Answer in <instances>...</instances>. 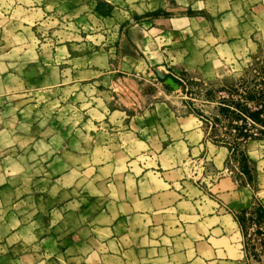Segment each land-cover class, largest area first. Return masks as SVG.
Here are the masks:
<instances>
[{
  "label": "crops",
  "instance_id": "obj_1",
  "mask_svg": "<svg viewBox=\"0 0 264 264\" xmlns=\"http://www.w3.org/2000/svg\"><path fill=\"white\" fill-rule=\"evenodd\" d=\"M82 2L98 17L92 21L87 11V32L79 37L78 31L70 34L78 41L56 40L46 67L41 51L35 49V57L29 60L26 47L27 16L38 14L43 1L30 0L32 6L28 0L9 3L12 14L4 22L16 23L19 31L13 34L23 40L10 43L0 53V131L26 140L33 123L25 111V91L34 90L40 105L37 98L45 90L53 89L57 100L56 94L68 89L69 95L59 96L57 104L66 98L78 100L75 105L81 110L63 113L57 109L53 116L87 121V194L71 193L73 183H64L62 174L45 178L35 173L27 178L12 173L14 166L25 168L29 156L35 165H44V145L38 144L44 132L36 131L35 142L0 143V199L6 192L9 201L0 215V264L62 261L58 249L85 245L82 232H87V246L96 247L93 263L127 264L125 257L130 253L133 264H235L232 251L221 254V233H228L226 243L234 250L239 236L236 214L247 217L255 207L264 210V137L238 143L242 149L233 153L238 144L213 140L199 115L189 112L160 80H151L156 70L176 66L196 80L209 81L236 58L264 57V0ZM80 6L76 3V8ZM107 18L115 19V32L109 33ZM63 66L69 79L60 78ZM146 77L153 86L140 92V80ZM53 129L67 133L66 126ZM62 148L82 150L68 144ZM231 153L238 156V168L227 163ZM200 156H206L207 173L220 174L209 187L195 184L184 165ZM59 158L54 154L50 163ZM44 181L57 186V201L62 193L67 194L63 201H80L75 215L69 209L65 212L73 218V226H66L64 239L66 233L56 234L59 228L52 222L49 234L37 235L30 244L23 233L27 227L38 233L40 225L37 218L29 221L26 209H16L15 204L39 199L36 192ZM30 247L35 250L28 253Z\"/></svg>",
  "mask_w": 264,
  "mask_h": 264
},
{
  "label": "rangeland",
  "instance_id": "obj_2",
  "mask_svg": "<svg viewBox=\"0 0 264 264\" xmlns=\"http://www.w3.org/2000/svg\"><path fill=\"white\" fill-rule=\"evenodd\" d=\"M42 1L43 9H40L38 14L31 13L30 16H27L29 27L27 28L28 40L26 47L28 48L27 58L29 60L35 57V49L40 50L41 54L39 57L43 58L46 67L49 66V61L53 57L51 49L57 45L55 42L56 40L67 42V40L70 39L71 42L78 41L77 38H71L74 35L70 36V34L78 31L79 37L82 32H87V21H90V19L95 21V17L98 16L94 15L93 17L91 8H85L82 2L83 0ZM9 3L10 0H0V53L3 52V47H6L10 43H19V41L23 40L21 37H18V33L13 34L19 31L14 27L16 23L10 25V22L8 24L4 22V20L12 14L10 12L12 9L9 8L11 3ZM28 3L27 5L32 6L30 0H28ZM76 3L81 6L76 8ZM41 11L43 12V16H41ZM87 11L92 13L90 19L87 18ZM17 14L18 12H15L13 15ZM83 15L86 16V19L83 18ZM37 17H40L36 19L38 22L35 20ZM74 19L79 20L74 22ZM107 19L106 27L110 28L109 33L115 32V30H113L115 19ZM26 36L27 35H25V37ZM127 46L131 48L130 45ZM58 53L62 55L61 51ZM124 53L130 55L128 51ZM230 65H228L226 71L219 73L217 78L209 81L206 80L202 82L196 80L185 70L176 66L168 67L166 70H156L155 78L151 81L158 83L160 80L174 98L182 100L189 107V112L199 115L209 127V136L213 140L220 139L228 145H233L234 143L238 144L250 138L264 137V124L261 121L252 120L248 114L249 111L262 107L264 102L262 100L264 98V57L251 56L246 59L236 58L231 61ZM150 68L153 70V66H150ZM48 70L49 79L47 78V80L49 82L51 81L52 72L50 68ZM64 70L63 66L62 71ZM62 71L59 74L60 78L69 79L70 76L67 70L66 72L64 71L65 74ZM179 75L185 79V83L177 78ZM166 77H171L173 79L175 84L173 86L175 88L170 87L172 84L165 80ZM146 81H150V79L148 77L144 79L141 78V84H139L141 87H139L140 92L151 91L153 85ZM25 92L27 93L25 97L28 98V107L25 111L28 114L29 122L33 123L31 125L32 129L28 130V137L26 140L23 139V137H11L6 133L2 134L0 131V143L17 144L25 141L27 143L35 142L33 137L36 135V131L40 133L42 131L44 132L43 139L41 141L38 140V144L44 145V165H35L34 159L29 156L27 162H25L27 163L25 168L14 166L11 169L12 173H18L21 177L26 176L27 178L33 177L32 175L35 173L45 178L62 174L65 177L64 183H73V187L69 188L71 193L78 192L80 194H87V121L75 119L69 121L68 118L60 120L62 118L58 119L56 118L57 116H53L57 109H60L58 111L63 113L74 111L75 109L76 111H78V109L81 110L80 106L75 105L78 103V100L74 101L73 99L69 100V98H66V101L61 100L60 104H57L59 96L62 98L67 97L66 95L69 93V90L65 89L62 94H56L57 100H54L55 92L53 89L49 88V90H45L43 93L39 94V98L37 99L41 104L38 105L35 99L37 94L34 90H27ZM263 116L264 110L260 113L259 117L262 118ZM53 117H55L56 120L52 121ZM247 119L251 122L250 124L246 122ZM35 121H40L37 126H35ZM58 125L66 126L68 134L62 132L58 134V132L53 129L58 128ZM255 129H257L258 132L255 131ZM67 144L72 146V148H82V150L72 151L68 148L62 150V147ZM238 145L233 148V153H238L237 149H242L240 147L241 144ZM57 148L61 150L58 153L56 150ZM53 150H55L54 153L51 152ZM54 154L60 155V158L52 165L50 161ZM232 155L231 153L227 163H233L238 168V162L236 161L238 156L234 158ZM65 163H72L77 165V167L64 169L63 165ZM184 165L186 166L188 177L192 179L193 167H190L189 161L185 162ZM184 174L186 175V173ZM49 183V181H44L38 185V188L41 189L36 192L38 193L39 199L35 201L30 200L29 202L20 200L19 202L16 201L15 204L16 209H26L25 216L29 221L37 218L40 225L39 227L41 230L38 233L30 230V227H27V232L23 233L24 238L27 242H30V244L35 242V237L37 235L43 233L45 235L49 234V229L52 228L49 225H52V222L57 223V225L53 224L52 226H55L56 229L59 228L56 234L62 235L66 233L62 235L63 239L68 235V227L73 226V218H71V216H65V212L69 209L72 212L71 215H75L74 210L75 207L78 206L80 200L68 203L66 202L67 200L63 201V199H65L63 197H66L67 194L62 193L59 196L60 200L57 201V198H54L57 186L51 187ZM22 191L23 188L21 187L19 192ZM31 191L34 196V191H36L35 187H32ZM6 196L5 192V198L0 199V215L6 210L9 202ZM33 198L34 197H31V199ZM25 202H27V204ZM252 213L253 214L250 216L247 214V217H245L244 214H236V217H234L239 233L237 238L238 241H235L236 246L234 250L229 248V245L226 243L228 233H221L219 242L221 254H223V252L229 253L232 251L231 254L235 256L237 260L235 264H264V210L262 209V212H260L259 208L255 207ZM69 223L71 224L68 225ZM226 223H228V221H226ZM67 225L68 227H66ZM63 228H65V230L62 232ZM82 236H86L85 245L83 244L81 247L75 248L70 247L66 250L58 249V252L62 253L59 257L61 259L64 257V259L61 261L55 258L57 262L49 259L47 264H98L93 263V261L97 259L95 253L96 247L89 248L87 246V232H82ZM130 239L131 237L125 240V243L129 242ZM91 243L96 242L92 239ZM29 250H35V248H28V253H30ZM126 256L125 259L127 260V264H133L130 262L132 260L131 254L128 253ZM67 259H69V261Z\"/></svg>",
  "mask_w": 264,
  "mask_h": 264
},
{
  "label": "built area",
  "instance_id": "obj_3",
  "mask_svg": "<svg viewBox=\"0 0 264 264\" xmlns=\"http://www.w3.org/2000/svg\"><path fill=\"white\" fill-rule=\"evenodd\" d=\"M179 80L185 83V79L182 76H177ZM248 124L251 122L249 119L246 121ZM235 130V129H233ZM257 131V129H255ZM258 132V131H257ZM256 133V132H254ZM190 167H193L191 178L194 180V183L199 186L209 187L214 181L219 177V172H209L206 171V156L192 157L189 160Z\"/></svg>",
  "mask_w": 264,
  "mask_h": 264
},
{
  "label": "trees",
  "instance_id": "obj_4",
  "mask_svg": "<svg viewBox=\"0 0 264 264\" xmlns=\"http://www.w3.org/2000/svg\"><path fill=\"white\" fill-rule=\"evenodd\" d=\"M98 9V5H97ZM102 14H109V10H101ZM264 101V98L262 99ZM264 110V102L262 104V107L258 109H254L248 112L249 116L252 120L261 121L264 124V116L261 118L259 117L260 113ZM244 126V125H243Z\"/></svg>",
  "mask_w": 264,
  "mask_h": 264
},
{
  "label": "water",
  "instance_id": "obj_5",
  "mask_svg": "<svg viewBox=\"0 0 264 264\" xmlns=\"http://www.w3.org/2000/svg\"><path fill=\"white\" fill-rule=\"evenodd\" d=\"M165 80H166L167 82H169L170 84L175 85V84H174V81H173V79H172L171 77H166Z\"/></svg>",
  "mask_w": 264,
  "mask_h": 264
}]
</instances>
